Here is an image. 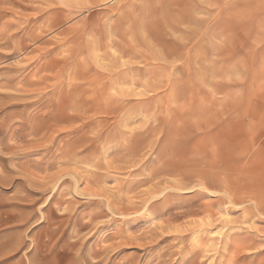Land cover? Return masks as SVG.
I'll list each match as a JSON object with an SVG mask.
<instances>
[{
    "label": "rangeland",
    "instance_id": "obj_1",
    "mask_svg": "<svg viewBox=\"0 0 264 264\" xmlns=\"http://www.w3.org/2000/svg\"><path fill=\"white\" fill-rule=\"evenodd\" d=\"M0 264H264V0H0Z\"/></svg>",
    "mask_w": 264,
    "mask_h": 264
},
{
    "label": "bare ground",
    "instance_id": "obj_2",
    "mask_svg": "<svg viewBox=\"0 0 264 264\" xmlns=\"http://www.w3.org/2000/svg\"><path fill=\"white\" fill-rule=\"evenodd\" d=\"M98 54V53H97Z\"/></svg>",
    "mask_w": 264,
    "mask_h": 264
}]
</instances>
